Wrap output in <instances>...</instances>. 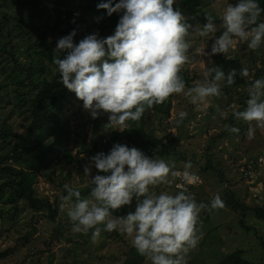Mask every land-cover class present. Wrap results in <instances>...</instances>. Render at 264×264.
Segmentation results:
<instances>
[{
  "label": "clouds",
  "instance_id": "obj_1",
  "mask_svg": "<svg viewBox=\"0 0 264 264\" xmlns=\"http://www.w3.org/2000/svg\"><path fill=\"white\" fill-rule=\"evenodd\" d=\"M173 5L174 0H100L96 7L106 10V15L122 13L111 35L99 37L93 32L74 42L73 29L57 39L53 63L58 66L60 79L93 119L107 113L105 125L123 129L126 121L140 120L146 110L174 93H183L197 107L207 105L211 97L221 96L222 82L232 85L236 69L225 74L220 66L208 68L202 81L185 90L180 72L189 60L190 30L211 40L210 50H195L208 57L209 63L212 56L235 50L238 43L252 50L264 43V20L259 19L264 8L258 0L228 2L220 14L219 26L209 13L204 14L202 26H194L179 6ZM219 29L222 31L217 36ZM248 74L247 67L240 69L241 76ZM246 90V107L234 110L233 115L264 125V78L252 80ZM220 114L226 117L228 113L223 110ZM176 115L179 124L187 112L180 110ZM225 127L233 133L240 131L235 126ZM253 133L249 123L248 137ZM93 168L97 170L94 175ZM191 168V161L184 168H175L174 162L114 143L107 153L97 152L83 166L91 185L88 198H81L79 189L64 185L67 195L62 200L69 201L67 215L73 222L72 230L87 233L93 229L91 239L95 241L102 225L104 231L116 230L129 236L132 246L151 264H187V253L199 239V213L206 207L223 206L218 193L209 205L196 201L191 187L202 185L203 180ZM162 183L179 191L157 194L150 190ZM134 199V211L122 216L113 214Z\"/></svg>",
  "mask_w": 264,
  "mask_h": 264
},
{
  "label": "rangeland",
  "instance_id": "obj_2",
  "mask_svg": "<svg viewBox=\"0 0 264 264\" xmlns=\"http://www.w3.org/2000/svg\"><path fill=\"white\" fill-rule=\"evenodd\" d=\"M42 1L51 9L46 11L41 19L34 20L36 27L50 29L52 25L46 27L48 24L46 18L55 20L53 10L70 9L75 14L79 26L74 42L93 32L99 33V28L95 24L99 20L95 19V21L91 17V12L95 14L99 10L96 7L99 0ZM228 2L234 3L235 0H202L201 4L203 8L208 7L210 12L215 11L220 19V14ZM91 3H93L92 8ZM1 6H5L3 11H6V14H16L20 5L19 0H0V8ZM22 14H27V10H23ZM2 22L0 17V24ZM188 22L194 26L203 25L196 19H190ZM116 24L113 23L105 29V36L113 33ZM29 25L32 27V24ZM29 30L30 38L36 39L32 29L29 28ZM0 31L4 38L10 36L13 39L15 58L20 61L21 66L26 68L25 62L28 59L26 46L30 42L29 36L14 29L9 35L5 26L2 30L0 27ZM221 31L222 29H219L216 35H220ZM58 38L60 36L52 40L57 41ZM187 39L191 44L189 60L182 66L181 72H185L189 78H195L190 81V87H193L196 82L204 79V72L208 68L214 69L211 66L214 65L217 54L211 57L212 62L209 63L208 57L195 50L205 47L206 51L210 50L211 40L200 37L192 30ZM249 51L246 44L240 43L235 50H229L230 57L237 56L242 61L243 67L248 69ZM220 55H228V53H220ZM263 59L264 43L257 49L253 58L254 67L249 69V74L246 76L248 83L254 79L264 78V65L261 64ZM10 68V65L6 67L7 70ZM53 71L55 72L56 69L53 68ZM32 77L34 81L38 80L37 70L33 71ZM247 86L233 88L228 92H225L222 87L221 96L209 98L208 104L200 107L193 105L183 93H174L168 116L146 110L139 123L145 128L153 129L158 140H165L163 143L170 145L169 158L156 159L174 162L175 168H184V164L191 161L190 170L199 173L203 180L202 185L190 192L198 203L203 202L209 205L212 197L217 193L223 201L222 207L215 209L206 207L199 213L197 221L199 239L197 245L187 253V264H217L236 250L243 251L242 257L248 262L264 264V249L258 240V237H262L264 241V221L255 219L253 212H247L249 219L246 220L244 217L245 225H254V227H248V230H251L247 231L242 228L239 221L241 212L239 210L238 213L234 212L235 209L228 205V195L234 194V200L239 206L243 204L249 208L264 209V125L257 126L256 121L247 122L233 115L234 110L241 111L246 107ZM190 87L186 86L185 90ZM180 110L187 112V116L177 124L176 114ZM223 110L228 113L226 117L220 114ZM107 118L108 114L104 113L93 119L89 111L82 107V101L74 97L71 103L64 106L61 116L62 122L69 130V135L65 138V146L75 155L82 150L79 142L86 138L88 143L94 131L98 133L99 139L102 138L100 141L115 138L117 143L123 142L121 138L115 136L124 129H128V126L123 129L117 126L114 129L105 125ZM249 123L254 129L251 138L247 135ZM8 125H12L18 133L23 130L22 121L18 118L17 112L3 103L0 109V130ZM226 125L235 126L240 131L233 133L225 127ZM169 139L173 141L166 143ZM51 141L50 137L44 145L50 144ZM9 147V145H2L0 153L7 151ZM38 154L41 158L44 157L43 152L39 151ZM80 156L84 158L85 164L91 157L88 153H82ZM177 156H183L185 160H180ZM59 157L60 155L56 153L49 157L45 167L37 176L34 187L40 197L57 201V221L62 225V237L58 240L52 238L58 226L57 223L49 222L41 213L34 214L27 206L19 202L20 208L14 218L7 219L5 222L0 221V254L10 252L9 255L0 257V264H151L132 246L131 238L126 234L116 230L104 231L103 226L100 225L102 231L93 241L91 239L93 229H89L87 233H77L72 230L73 222L67 215L69 201L62 200L64 185L68 184L82 190L89 184V178L85 175L80 178L73 165H66ZM208 162L212 163L213 168L206 172L200 171L199 168ZM94 170L95 168L92 173ZM150 190L157 194L161 191L175 194L166 187L165 183L150 187ZM7 194H4L3 198H7ZM72 202H74L73 199ZM62 204L65 205L64 208L61 207ZM134 208L135 199L131 205L114 210L113 214L126 215L127 212L134 211ZM9 211L10 206L6 205L0 218L6 216V212Z\"/></svg>",
  "mask_w": 264,
  "mask_h": 264
},
{
  "label": "trees",
  "instance_id": "obj_3",
  "mask_svg": "<svg viewBox=\"0 0 264 264\" xmlns=\"http://www.w3.org/2000/svg\"><path fill=\"white\" fill-rule=\"evenodd\" d=\"M201 3L202 0H174L173 6H179L189 20L196 19L202 24L205 22L204 14L209 13L214 17V23L219 25L221 21L217 17V13L215 11L210 12L207 9L208 7L203 8ZM258 3L261 8H264V0H258ZM19 5L16 14H6L7 12L3 11L5 6H1V21L6 22V24H3V22L0 24L1 30L5 26L9 35L11 34V30L14 29L21 34L29 36L28 32L30 31L29 28H31L36 39L28 37L30 42L26 46L28 59L25 62L27 66L25 68L15 58L16 52L15 45L12 43L13 39L10 36H7L8 39L4 38V35L0 31V109L4 103L16 111L18 118L22 121L21 127H23V130L19 133L12 125L4 126L0 130V149L2 145L10 146L7 151L4 150L0 153V199L2 201L0 203V214L4 211L6 205L10 206V211L6 212V216H2L0 221L5 222L7 219H13L20 208V202L24 206H27L34 214L41 213L49 222L57 223L58 226L55 228V234L52 235V238L54 237L55 240H58L62 237V225L57 221L58 203L56 200L50 201L48 198L39 196L34 187L37 176L45 167L49 157L56 153L60 155L59 158L66 165H73L79 177L82 178L85 175L83 173L85 160L80 155L88 153L90 156H93L100 151L107 153L113 144L117 143V140L115 138H104L105 140L100 141L102 138L100 137L99 139L98 133L94 131L88 143H86V138L79 142L82 150L75 155L65 146V138L68 137L69 130L62 122L61 116L63 115L64 106L71 103L74 97H77L74 92L68 90L63 85L58 66L53 63V49L55 48L56 41L52 39L56 38V36L62 37L75 29L76 35L74 40H76L79 26L76 22L75 14L70 9H57V11L52 9L55 13V20L50 17L46 18V21H48L46 27L51 24V28L36 27L34 20L41 19L42 15L51 9L47 7L48 4L42 0H19ZM90 5L92 8L93 3ZM23 10H27V14H22ZM121 14L113 13L111 16H108L104 9H99L95 14L91 12L93 20L96 19L95 16L102 17L99 21L95 20V24L99 28V37L106 35L105 29L113 23L116 24ZM259 19L264 20V12L261 13ZM29 24H32V27H29ZM256 51L257 49H250L249 51V62H247L249 69L254 67L253 58L256 55ZM230 56L231 52L223 56L217 54L215 63L211 66L214 68L220 66L225 74L233 68L237 70L235 82L232 85L223 83L222 87L225 92L249 84L246 76L240 75V69L243 67L242 61L235 55L233 57ZM11 62L12 64H10ZM261 64L264 65V59L261 61ZM9 65L11 68L7 70L6 67ZM53 68L56 69L55 72ZM35 70L38 71L37 81H34L32 77ZM180 75L185 80L187 87H190L191 80H195L194 77L189 78L185 72H180ZM172 96L173 94L163 103L153 105L148 110L162 116H168ZM141 120L142 117L137 121H126L125 124L128 126V129H124L115 137L123 140L121 144L136 147L149 157H168L170 145L168 146L163 143L165 140H158L154 135L153 129L139 125ZM50 137L51 143L44 145ZM172 141V139H169L166 140V143ZM39 151L44 153L43 158L38 154ZM177 157L180 160H185L183 156ZM212 168V163L208 162L199 169L206 172ZM96 172L97 170L95 169L92 174L94 175ZM198 187L193 185L191 190ZM170 190L172 192L179 191L174 186H170ZM79 191L81 198L89 197L91 191L90 183L85 189ZM4 194H7V198H3ZM66 195L67 192L64 190L63 196ZM72 199L75 201V197ZM228 199V205L235 209L234 212H241L239 221L245 230L249 231L251 229L248 230V227H254V225H245L246 220L249 219L247 218V212H253L255 219L264 221V209L249 208L243 204L239 206L234 200V194L228 195ZM244 217H246L245 221ZM252 229L255 230V228ZM32 231L34 232L33 229ZM258 240L264 249L262 237H258ZM9 254L10 252L6 251L1 253L0 257ZM242 254L243 251L236 250L217 264H252L245 260ZM143 257L146 258L144 255Z\"/></svg>",
  "mask_w": 264,
  "mask_h": 264
},
{
  "label": "built area",
  "instance_id": "obj_4",
  "mask_svg": "<svg viewBox=\"0 0 264 264\" xmlns=\"http://www.w3.org/2000/svg\"><path fill=\"white\" fill-rule=\"evenodd\" d=\"M198 181V178L196 177L195 182Z\"/></svg>",
  "mask_w": 264,
  "mask_h": 264
}]
</instances>
